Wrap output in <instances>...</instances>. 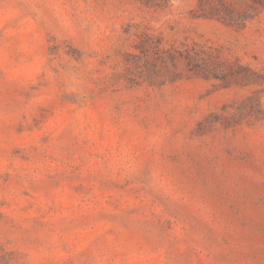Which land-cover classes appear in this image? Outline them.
<instances>
[{
  "label": "rangeland",
  "instance_id": "1",
  "mask_svg": "<svg viewBox=\"0 0 264 264\" xmlns=\"http://www.w3.org/2000/svg\"><path fill=\"white\" fill-rule=\"evenodd\" d=\"M226 2L0 0V264H264V0ZM141 30L234 66L151 86Z\"/></svg>",
  "mask_w": 264,
  "mask_h": 264
},
{
  "label": "trees",
  "instance_id": "2",
  "mask_svg": "<svg viewBox=\"0 0 264 264\" xmlns=\"http://www.w3.org/2000/svg\"><path fill=\"white\" fill-rule=\"evenodd\" d=\"M144 9L151 14H159L165 11L171 0H136ZM195 19L216 20L236 26L244 20L237 16L227 5L226 0H199L198 7L194 11ZM136 50L138 53L131 54L135 65L139 69H145L149 78V85L163 86L178 79L179 74L172 71L170 66H175L177 59H184L188 71L200 77L209 79L217 77L219 73L224 75L221 68H232L228 66L231 62L222 58L219 51L206 44L190 41L188 38L179 43L168 42L162 35H155L149 30H141L137 35ZM163 71V78L156 81L153 76ZM227 76L224 77L225 80ZM224 80V81H225ZM242 111V110H241ZM235 110L218 114L217 122L224 127L238 125L243 112Z\"/></svg>",
  "mask_w": 264,
  "mask_h": 264
}]
</instances>
